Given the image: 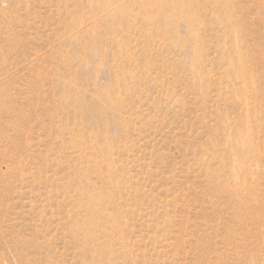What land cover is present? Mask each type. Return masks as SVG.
<instances>
[{"label": "rangeland", "instance_id": "1", "mask_svg": "<svg viewBox=\"0 0 264 264\" xmlns=\"http://www.w3.org/2000/svg\"><path fill=\"white\" fill-rule=\"evenodd\" d=\"M0 264H264V0H0Z\"/></svg>", "mask_w": 264, "mask_h": 264}]
</instances>
